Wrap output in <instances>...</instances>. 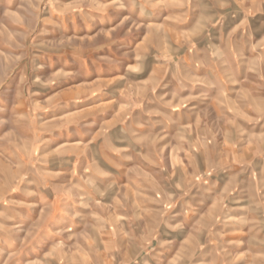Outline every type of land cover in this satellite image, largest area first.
Returning <instances> with one entry per match:
<instances>
[{"label":"clouds","instance_id":"1","mask_svg":"<svg viewBox=\"0 0 264 264\" xmlns=\"http://www.w3.org/2000/svg\"><path fill=\"white\" fill-rule=\"evenodd\" d=\"M0 264H264V0H0Z\"/></svg>","mask_w":264,"mask_h":264},{"label":"rangeland","instance_id":"2","mask_svg":"<svg viewBox=\"0 0 264 264\" xmlns=\"http://www.w3.org/2000/svg\"><path fill=\"white\" fill-rule=\"evenodd\" d=\"M95 87H97V86L96 85H92V84L85 85L84 92H85L86 95H88L89 98L87 100L82 101L83 104H90V102L92 100L96 99V96L91 95V93L88 92V89L95 88ZM97 95H99V93H97Z\"/></svg>","mask_w":264,"mask_h":264}]
</instances>
